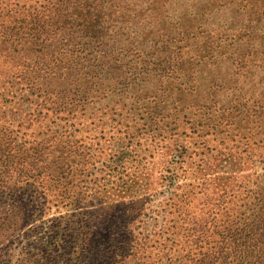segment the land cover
Masks as SVG:
<instances>
[{
    "label": "trees",
    "instance_id": "1",
    "mask_svg": "<svg viewBox=\"0 0 264 264\" xmlns=\"http://www.w3.org/2000/svg\"><path fill=\"white\" fill-rule=\"evenodd\" d=\"M205 70L209 97L189 101ZM12 79L51 115L99 104L161 132L163 120L175 116L224 147L214 154L209 180L199 183L200 190L209 186L204 216L189 210L193 192H179L171 171L161 216H150L143 231L129 224L120 234L97 236L86 220L88 231L78 237L71 227L41 236L45 253L12 245L6 254L18 255L16 264H264V0H0L1 93ZM2 115L0 173L25 162L41 168L51 144L27 146L20 124ZM55 151L67 159L73 153ZM241 154L259 167L255 173L233 170ZM66 168L59 165L48 180L61 184ZM64 242L69 252L61 262L55 253Z\"/></svg>",
    "mask_w": 264,
    "mask_h": 264
},
{
    "label": "rangeland",
    "instance_id": "2",
    "mask_svg": "<svg viewBox=\"0 0 264 264\" xmlns=\"http://www.w3.org/2000/svg\"><path fill=\"white\" fill-rule=\"evenodd\" d=\"M207 71L200 76L198 95L190 96L189 101H202L206 92L209 97V84L203 83ZM11 82L12 88L7 86L5 93H1L4 87L0 86V114L7 113L2 115L3 120L20 124L22 142L28 141L27 146L36 142L51 146L36 171L25 162L19 169L8 167L5 175L0 173V183L3 182L0 187V264H6L7 259L14 264L18 262V255L7 257L6 254L14 244L33 253L44 252L37 240L53 230L63 232L71 227L77 237L85 234L88 231L86 220L89 230L97 236L107 229L120 234L129 224L137 232L143 231L144 222L150 216H161L158 212L162 210L169 188L166 175L171 171L175 174V184L181 187L179 192H193L189 210L204 216L203 205L209 204L206 200L209 186L204 185L205 189L200 190L199 183L209 180V172H213L209 165L215 163L214 154L224 150L209 137L207 130L197 136L187 119L170 116L163 120L164 127L168 125L163 132L154 131V127H148L147 120L139 116L109 114V110L104 112L99 104H91L82 111L71 110L69 114L55 112L51 115L48 108L37 105L42 101L23 83L14 79ZM11 92L18 97L9 94ZM159 97L157 101L162 103L164 99ZM151 99L147 97L146 106L153 107ZM12 104L14 111L9 110ZM55 143L61 144L59 148L72 151V156L59 158L62 151L60 154L55 151L59 149ZM180 145L186 150L176 155L173 148ZM241 156L233 162V170L246 168L244 173L251 174L259 169L255 164H248L245 154ZM59 165L67 167L61 172L67 178L61 184L52 183L47 175L54 173ZM40 170L42 173H38ZM189 184L195 185L194 188ZM3 187L6 188L1 191ZM68 252L67 243H59L55 256L65 262Z\"/></svg>",
    "mask_w": 264,
    "mask_h": 264
}]
</instances>
